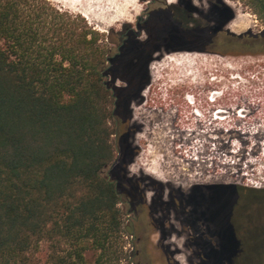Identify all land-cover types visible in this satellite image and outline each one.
I'll return each instance as SVG.
<instances>
[{"label":"trees","instance_id":"1","mask_svg":"<svg viewBox=\"0 0 264 264\" xmlns=\"http://www.w3.org/2000/svg\"><path fill=\"white\" fill-rule=\"evenodd\" d=\"M241 1L264 26V0ZM151 27L156 36L129 33L112 54L79 14L48 0H0V264L131 263L119 192L101 172L116 158L113 99L121 107L140 96L155 45L185 42ZM221 37L264 55V36ZM259 222L255 212L234 225L245 237Z\"/></svg>","mask_w":264,"mask_h":264},{"label":"rangeland","instance_id":"2","mask_svg":"<svg viewBox=\"0 0 264 264\" xmlns=\"http://www.w3.org/2000/svg\"><path fill=\"white\" fill-rule=\"evenodd\" d=\"M48 1L85 18L104 35L103 43L112 54L126 38L122 36L124 27H134L146 6L142 0ZM217 1L227 19L217 25V13L213 11V36H181L183 43L155 45L140 96L128 110L126 103L117 107L113 99L112 110L118 114L114 113L111 121V142L118 162L113 168L107 166L101 176L114 183L118 180L124 223L131 217L125 203L129 197L127 183L121 180L127 144L138 150L131 173L154 181L148 197L159 191L158 184L184 193L194 186L212 187L208 217L224 240L228 237L226 220L237 224L239 217L255 212L264 217V196L239 197L237 191L238 187L264 190V55L232 49L221 37L224 33L264 36V26L241 0ZM146 38L140 36L141 40ZM114 85L121 86L122 82ZM172 202L180 204L181 200ZM256 228L246 234L240 248L227 249L234 264H254L264 222ZM188 235L182 234L175 241L181 245ZM130 240L129 235L123 237L128 260L132 258ZM196 251L150 247L146 254L157 264H189ZM91 257V252L86 253L87 260Z\"/></svg>","mask_w":264,"mask_h":264},{"label":"flooded vegetation","instance_id":"3","mask_svg":"<svg viewBox=\"0 0 264 264\" xmlns=\"http://www.w3.org/2000/svg\"><path fill=\"white\" fill-rule=\"evenodd\" d=\"M146 3L141 16L135 26L124 27L122 36L133 33L134 36H156L157 29L151 24L157 22L162 29H167L163 36H213L211 22L213 11L217 13V25L225 23L226 11L217 0H142ZM197 31L200 32L197 35ZM225 36H237L224 33ZM133 102L126 104V109ZM131 115V112L129 113ZM131 119V116H130ZM132 132V130H129ZM130 134V132H129ZM126 158L122 162L124 172L121 180L126 181V193L129 196L125 201L128 217L125 226L130 230V264H157L149 260L147 248H174L184 247L196 249V256L189 259V264H234V258L226 252L227 249H238L242 245L243 236L238 233V227L229 224L226 220L224 240L222 234L215 231L212 219L208 217V199L212 196V187L194 186L184 193L179 189L159 185V191L148 197L152 178L131 173V166L138 150L130 144L126 145ZM119 155V154H118ZM117 158L111 163L113 168ZM115 188H117V179ZM157 184V183H156ZM216 189V188H215ZM166 190V193L163 192ZM242 197L243 195H238ZM119 203L121 195L119 192ZM178 198L181 203H173ZM184 217V218H183ZM181 245L177 241L182 234ZM259 242V241H258ZM258 251L253 258L254 264H264V242H259ZM143 252V255L142 253ZM142 255V256H141ZM130 258V257H129Z\"/></svg>","mask_w":264,"mask_h":264},{"label":"built area","instance_id":"4","mask_svg":"<svg viewBox=\"0 0 264 264\" xmlns=\"http://www.w3.org/2000/svg\"><path fill=\"white\" fill-rule=\"evenodd\" d=\"M216 112L218 113L219 111L217 110Z\"/></svg>","mask_w":264,"mask_h":264}]
</instances>
